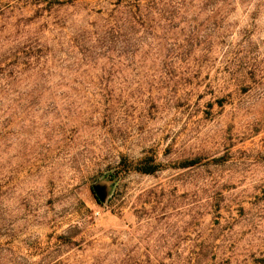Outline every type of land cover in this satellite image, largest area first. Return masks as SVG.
I'll list each match as a JSON object with an SVG mask.
<instances>
[{"label":"rangeland","instance_id":"374dc122","mask_svg":"<svg viewBox=\"0 0 264 264\" xmlns=\"http://www.w3.org/2000/svg\"><path fill=\"white\" fill-rule=\"evenodd\" d=\"M0 264H264V0H0Z\"/></svg>","mask_w":264,"mask_h":264},{"label":"water","instance_id":"95a60500","mask_svg":"<svg viewBox=\"0 0 264 264\" xmlns=\"http://www.w3.org/2000/svg\"><path fill=\"white\" fill-rule=\"evenodd\" d=\"M93 190H94V192H95V194H96V196L98 197L99 200H103L104 199L105 194H104V192L102 190V187H100L98 185H94L93 186Z\"/></svg>","mask_w":264,"mask_h":264},{"label":"trees","instance_id":"16d2710c","mask_svg":"<svg viewBox=\"0 0 264 264\" xmlns=\"http://www.w3.org/2000/svg\"><path fill=\"white\" fill-rule=\"evenodd\" d=\"M150 170V169H149ZM149 170H147V171H149ZM151 171V170H150Z\"/></svg>","mask_w":264,"mask_h":264}]
</instances>
